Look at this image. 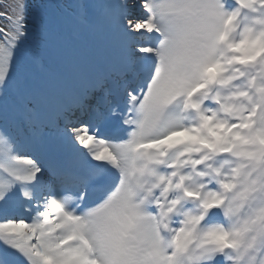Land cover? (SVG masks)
Listing matches in <instances>:
<instances>
[{
    "label": "snow or ice",
    "instance_id": "obj_1",
    "mask_svg": "<svg viewBox=\"0 0 264 264\" xmlns=\"http://www.w3.org/2000/svg\"><path fill=\"white\" fill-rule=\"evenodd\" d=\"M46 7L0 0V264H264V0Z\"/></svg>",
    "mask_w": 264,
    "mask_h": 264
},
{
    "label": "rangeland",
    "instance_id": "obj_2",
    "mask_svg": "<svg viewBox=\"0 0 264 264\" xmlns=\"http://www.w3.org/2000/svg\"><path fill=\"white\" fill-rule=\"evenodd\" d=\"M33 8L40 13L42 16L46 17L48 15V9L46 7L50 2H54V0H30ZM67 39L75 45H79L83 42H86L89 38L85 35L79 34H69ZM40 57L41 63L43 65V70H54L56 67L55 57L45 49H37ZM41 63H32L30 65L31 72L40 77L43 75V70L41 68Z\"/></svg>",
    "mask_w": 264,
    "mask_h": 264
}]
</instances>
